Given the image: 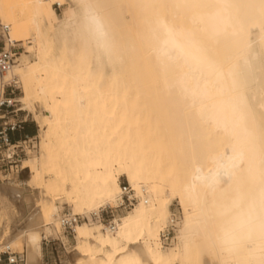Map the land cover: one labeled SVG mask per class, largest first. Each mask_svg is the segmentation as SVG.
<instances>
[{
  "label": "bare ground",
  "instance_id": "6f19581e",
  "mask_svg": "<svg viewBox=\"0 0 264 264\" xmlns=\"http://www.w3.org/2000/svg\"><path fill=\"white\" fill-rule=\"evenodd\" d=\"M61 1L0 0L29 38L0 79L38 107L39 139L26 178L0 175V251L40 264L62 202L93 221L124 175L136 203L77 222L69 264H264V0H72L51 28Z\"/></svg>",
  "mask_w": 264,
  "mask_h": 264
},
{
  "label": "rangeland",
  "instance_id": "374dc122",
  "mask_svg": "<svg viewBox=\"0 0 264 264\" xmlns=\"http://www.w3.org/2000/svg\"><path fill=\"white\" fill-rule=\"evenodd\" d=\"M74 6V3L72 0H62L61 4L57 5V3H51L50 5V11H51V16L48 15L47 17V24L53 28L55 21L60 20L63 15L68 14L70 9ZM4 24L2 20L0 19V49L4 47L5 44H13L17 48V57L20 56L21 53H25L26 50V45L27 41H29L28 35H23V33L20 30L14 29L12 30V35L10 34L8 28L3 29ZM9 48V47H8ZM12 84V83H11ZM17 86L14 94V98L17 99L20 98L22 92L20 87ZM16 106H21L20 102L15 103ZM38 108V107H37ZM34 110L32 112L31 110L24 109L23 111L18 112V118L19 119H24L25 121L22 123V127L18 130L13 132L12 137L13 139H18V138H23L24 136L29 138L30 140H27L28 143V148L26 150V155L22 158L21 164H18L16 168L19 169L17 176L20 179H24L27 176L26 168L24 165L26 164V159L32 155V153H37L38 152V136H37V131H38V126L35 119V114L37 113L38 109ZM24 161V162H23ZM21 166V169H20ZM15 169V167H13ZM7 171H3L0 173V175H6ZM14 176V175H12ZM14 176V177H17ZM119 185L122 186L125 184L127 187H129L126 178L124 175H121L119 177ZM130 188V187H129ZM129 194L132 196L130 199L131 203H128L126 199H124V203L119 205L116 204H106L105 209L107 210L106 213L103 216V219L101 223L103 225H107L109 221H111L113 218H118L119 216H122L123 214L126 213V211H129L131 207L136 203V198L132 195V191L129 192ZM118 202V201H117ZM120 202V201H119ZM117 205V206H115ZM6 210L9 214V226L10 228H13V224L15 225L18 223V214L15 213V209L19 210L18 205L14 204V206H11L7 203H5ZM101 210V209H100ZM72 212L71 205L68 202H62L61 207L58 211V215H60L62 212ZM91 212V211H90ZM169 212L170 216H175L176 218L178 217V220L175 223L174 229H170V233L168 235V240L167 243H163L160 237V241L162 242V245L164 247H170L173 244L174 241V236H175V229L177 223L180 221V208L179 205L177 204L175 199H172L171 202L169 203ZM86 215L92 214L93 218V213H85ZM17 215V216H16ZM83 218L82 221H86V218L84 215L80 214ZM89 221L87 223H98ZM80 222V223H81ZM168 224V223H167ZM166 227V226H165ZM164 227V228H165ZM163 228V229H164ZM0 230H2V227H0ZM161 234V233H160ZM43 236V234H42ZM41 257H40V264H69L71 261L72 257V249L75 246V239H74V232L73 230H64L60 232L58 236L56 235H51L48 236L47 238H41ZM12 250L18 251L16 248H11ZM22 251V249L20 250Z\"/></svg>",
  "mask_w": 264,
  "mask_h": 264
},
{
  "label": "built area",
  "instance_id": "2783aa9c",
  "mask_svg": "<svg viewBox=\"0 0 264 264\" xmlns=\"http://www.w3.org/2000/svg\"><path fill=\"white\" fill-rule=\"evenodd\" d=\"M3 29H6V27ZM17 54V48L13 44L9 48L2 47L0 49V76L13 66ZM15 85L17 84L14 80L5 82L0 79V173L13 167L16 168L18 164H21L22 158L26 155L28 148L27 140H30L26 136L18 139H13L12 137L13 132L18 131L25 121L24 119L18 118V112L21 110L15 104L17 102L14 98L17 88ZM121 190V201L119 205L124 203V199L128 203H131L130 199L132 196L129 194L130 188L123 184ZM106 211L103 208L98 214H93L94 220L101 222ZM59 218L63 229L70 231L73 230V226L77 222H80L83 217L80 214H73L72 212L66 211L62 212ZM112 220L107 225H110ZM176 221L177 218L171 216L169 224L160 232L163 243H167L169 231L170 229H174ZM0 264H27L25 253L23 251L12 250L7 246L0 251Z\"/></svg>",
  "mask_w": 264,
  "mask_h": 264
}]
</instances>
